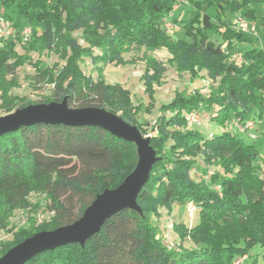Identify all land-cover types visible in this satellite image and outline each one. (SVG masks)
I'll list each match as a JSON object with an SVG mask.
<instances>
[{
	"label": "trees",
	"instance_id": "obj_1",
	"mask_svg": "<svg viewBox=\"0 0 264 264\" xmlns=\"http://www.w3.org/2000/svg\"><path fill=\"white\" fill-rule=\"evenodd\" d=\"M176 0H0V15L9 21L15 37L0 45V108L6 113L29 104L11 94L19 86L16 71L31 63L35 76L52 86L42 103L67 98L69 107H101L146 130L135 116L130 92L107 83L101 70L97 78L86 75L80 63L123 64V54L133 47L145 52L164 49L169 64L190 79L201 72L214 83L209 94L177 91L159 106L156 134L150 146L157 160L137 195L141 209H123L105 220L99 232L83 246L66 244L46 250L25 264H232L248 255L254 245L264 248V179L254 161L255 145L223 131L202 133L189 129L184 113L205 108L222 125L230 119H259L264 113V46L244 51L232 60L236 44H250L249 35L234 27L230 18L241 16L264 26V0H193L194 15L184 21L180 37L162 29L161 19L170 14ZM254 5L255 7H252ZM213 9L214 16L209 13ZM31 29L28 42L18 34ZM219 42H216V39ZM19 39V41H17ZM82 40L84 44H81ZM53 52L59 61L48 65L32 62L30 53ZM166 69L154 56L144 57L142 80L148 108L154 102V85ZM213 110V111H212ZM200 156L203 177L195 180L191 169ZM137 162L133 143L93 126L35 124L0 135V231L18 209L36 211L29 196L37 193L48 201L49 220L29 218L10 241L0 242V256L27 237L53 230L78 219L95 196L116 188ZM215 167L212 172L209 167ZM77 197L75 212L67 204ZM193 203L198 221L191 227L175 224L173 231L189 248L168 249L152 217L159 209L168 213L173 204Z\"/></svg>",
	"mask_w": 264,
	"mask_h": 264
},
{
	"label": "rangeland",
	"instance_id": "obj_2",
	"mask_svg": "<svg viewBox=\"0 0 264 264\" xmlns=\"http://www.w3.org/2000/svg\"><path fill=\"white\" fill-rule=\"evenodd\" d=\"M193 0H176L173 10L167 16L162 17V29L170 36L177 38L182 35V27L184 21L190 20L194 15ZM252 7H255L252 5ZM256 14L264 17V9H257ZM208 13L213 17V9H209ZM164 19V20H163ZM231 23L237 29H240L245 34L249 35L252 39L250 44H236L232 60L236 63L241 61V55L244 51L257 47L264 46V26L257 25L255 21L245 19L241 16L230 18ZM13 26V25H12ZM14 28V27H13ZM16 32V31H15ZM21 32V31H20ZM31 37V36H30ZM30 40V39H29ZM28 40V41H29ZM19 41V39H17ZM27 41V42H28ZM81 44H84L82 40H79ZM219 42V39H216ZM26 42L19 41L16 46L17 53H23V47L21 45ZM30 60L32 62L41 61L42 63L52 65L53 63L60 62L57 55L53 52L43 53H30ZM154 56L158 61H161L165 66V73L159 85H154V102L151 108H148L149 99L144 91V84L142 80V74L144 70V57ZM170 55L166 50L160 49L154 52H145L142 48L133 47L128 52L123 54V64H103L94 63L89 58H83L80 63L82 71L94 79L97 78L99 70H101L102 77L107 83H117L127 89L131 95V101L133 106L142 105L141 111L135 116L136 122L140 124L147 132L146 135L153 136L156 134L154 129V122L156 118L161 114L159 106L161 104L168 103L177 91L184 93H191L198 91L203 95L209 94L210 90L215 86L214 83L206 76L205 72H201L199 78L194 80L190 79L188 73H180L175 67L168 62ZM61 63V62H60ZM19 78V86L11 90L12 95H16L19 98L28 100L33 103H42V100L49 97L52 91V86L40 81L35 76L34 68L31 63L26 62L19 67L16 71ZM74 108V107H72ZM200 109L203 112L210 113L211 111L203 108ZM192 111V110H191ZM213 111V110H212ZM187 113V112H186ZM7 114L0 108V116ZM185 115V113H184ZM210 117V120L206 121L201 127L188 126L189 129H197L205 134H219L223 131H228L239 137L245 142L255 145L259 152L258 158L254 161L258 174H264V113L261 118L248 119L246 121H252L254 124V130L249 131L243 124L235 125L232 119L224 122L222 125L216 124ZM204 167L201 157L196 158V164L191 169V177L195 180H199L203 177L201 169ZM215 167L208 168L209 172H212ZM264 179V177H261ZM31 204H38L36 211L30 209H18L15 210L12 216L8 219V229L0 231V242L10 241L12 235L19 227H26L29 224V218H34L38 222L49 220L52 216V212L47 209L48 201L46 198L32 193L29 196ZM68 201V205L75 212L79 206L77 197H71ZM189 204V203H188ZM193 204V203H191ZM189 219L186 206L180 204H173L171 211L165 208L159 209V215L152 217L153 224L158 228L159 235L168 224L183 223L188 227L193 226L198 221V210L196 209L192 217ZM174 244L176 248H189L191 243L185 239L181 241L177 233H173ZM237 257L235 260H237ZM241 258V257H240ZM241 264H264V248L260 245H254L246 258H243Z\"/></svg>",
	"mask_w": 264,
	"mask_h": 264
},
{
	"label": "water",
	"instance_id": "obj_3",
	"mask_svg": "<svg viewBox=\"0 0 264 264\" xmlns=\"http://www.w3.org/2000/svg\"><path fill=\"white\" fill-rule=\"evenodd\" d=\"M39 123L99 127L119 139L133 143L137 162L116 188L105 189L97 194L78 219L25 238L0 256V264H25L39 253L66 244L78 243L83 246L113 214L126 208L140 213L136 198L157 160L156 152L150 146V136L142 135L135 125L101 107H69L66 97L59 102L29 104L0 116V135Z\"/></svg>",
	"mask_w": 264,
	"mask_h": 264
},
{
	"label": "built area",
	"instance_id": "obj_4",
	"mask_svg": "<svg viewBox=\"0 0 264 264\" xmlns=\"http://www.w3.org/2000/svg\"><path fill=\"white\" fill-rule=\"evenodd\" d=\"M15 35L16 32L12 24L0 15V45L4 39L11 37L13 38L15 37ZM18 36L22 40V42H27L31 36V29L29 27L23 28L21 32H19ZM184 116L187 121V126L201 127L205 124L206 121L210 120V117H213V114L211 112L206 113L201 111L200 109H197L185 113ZM232 122L235 125L243 124L246 129H249V131L254 130V124L252 121H239L237 119H232ZM209 136H211V134ZM186 209L188 217L189 219H191L190 217H192L193 213L196 210V207L194 204L189 203L186 205ZM173 233V225L171 223L168 224L161 232V239L168 249L175 248ZM242 260L243 258L239 257L237 260L233 261L232 264H241Z\"/></svg>",
	"mask_w": 264,
	"mask_h": 264
},
{
	"label": "crops",
	"instance_id": "obj_5",
	"mask_svg": "<svg viewBox=\"0 0 264 264\" xmlns=\"http://www.w3.org/2000/svg\"><path fill=\"white\" fill-rule=\"evenodd\" d=\"M260 177H264V174H259ZM247 256V255H246ZM246 256L242 257V258H246Z\"/></svg>",
	"mask_w": 264,
	"mask_h": 264
}]
</instances>
